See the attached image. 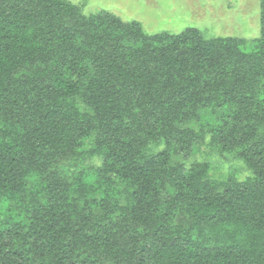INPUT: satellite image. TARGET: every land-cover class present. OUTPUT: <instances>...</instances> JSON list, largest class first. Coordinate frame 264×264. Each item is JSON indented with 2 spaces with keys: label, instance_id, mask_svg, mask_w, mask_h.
<instances>
[{
  "label": "trees",
  "instance_id": "trees-1",
  "mask_svg": "<svg viewBox=\"0 0 264 264\" xmlns=\"http://www.w3.org/2000/svg\"><path fill=\"white\" fill-rule=\"evenodd\" d=\"M66 18L71 27L58 24ZM103 20L121 37L141 35ZM100 25L79 22L63 0H0V189L24 195L30 174L44 185L21 219L0 214V264H264V0L253 49L194 29L128 49ZM206 108L215 123L185 126ZM196 146L237 151L248 175L215 181L169 164ZM78 161L93 167L87 179ZM116 179L121 195L102 190Z\"/></svg>",
  "mask_w": 264,
  "mask_h": 264
},
{
  "label": "rangeland",
  "instance_id": "rangeland-1",
  "mask_svg": "<svg viewBox=\"0 0 264 264\" xmlns=\"http://www.w3.org/2000/svg\"><path fill=\"white\" fill-rule=\"evenodd\" d=\"M72 5L76 9L78 21H92L96 20L100 25V31L105 30L107 26L108 32L116 34L123 47L131 49H139L142 44V36H153L154 34L161 35V37L177 36L188 29H194L198 32L200 37L205 41L234 38L238 45L244 49L254 48L255 39L259 36V0H63ZM111 18L118 20L122 25H129V23L136 24L140 30L141 35L121 37L120 33L111 30L109 22H104V18ZM75 20L68 18L62 20L60 25L63 27H71L70 23ZM107 29L105 30L107 32ZM167 35V36H166ZM172 38V37H169ZM62 37L58 34L52 40V47L55 51L61 50ZM173 41L170 39L169 43ZM76 43H80L79 40ZM165 43V41H164ZM84 66H89L86 59L79 62ZM34 65L22 69L16 76L30 75ZM88 69V67H87ZM89 73H90V69ZM210 75H214V68L210 69ZM214 77V76H213ZM212 77V78H213ZM202 80H210V77L202 72ZM82 80V79H81ZM85 80V79H83ZM210 82V81H209ZM73 103L84 115H94L90 106L86 103L82 95H76ZM202 123L196 120L190 121L185 126L195 130L196 132L201 127H205L207 123H215L210 116V109L201 110ZM218 113L216 115H220ZM213 126V125H212ZM94 135H91L82 142L83 150H88L93 146ZM160 149V148H159ZM216 147L211 149L204 146L193 147L190 151L172 155L170 158V165H177L182 163L189 171H198L199 175H209L215 181L228 179H241L248 175V171L243 162L237 158V151H232L229 154L218 155L214 151ZM81 161H78L79 163ZM85 163H79L80 172L82 176L87 179V176L92 173V169ZM64 169L75 168V163H65ZM58 169H62L61 163L57 165ZM95 168V167H94ZM88 169H91L88 172ZM53 170L52 168L50 171ZM43 179L30 174L25 178V187L21 190L23 194L20 196H13L8 187L0 189V214L5 217L21 219L24 211L28 208V199L36 196L37 199L43 200L42 185ZM104 183H102L103 185ZM101 185V186H102ZM125 181L116 179L113 184L105 182L102 187L103 191L108 193L121 195L125 188ZM171 188L165 186L161 189L162 197L171 192ZM88 200L92 204V209H98L100 204L98 201L102 196L98 193L88 194ZM86 201V199H85ZM180 213H176L173 225L177 224L180 219ZM90 258V257H87ZM95 264L99 260L95 259Z\"/></svg>",
  "mask_w": 264,
  "mask_h": 264
}]
</instances>
